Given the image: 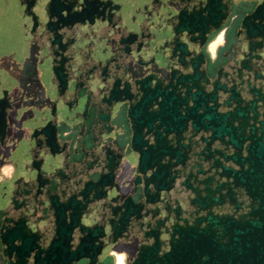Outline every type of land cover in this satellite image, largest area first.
<instances>
[{
	"label": "flooded vegetation",
	"instance_id": "1",
	"mask_svg": "<svg viewBox=\"0 0 264 264\" xmlns=\"http://www.w3.org/2000/svg\"><path fill=\"white\" fill-rule=\"evenodd\" d=\"M260 5L264 9V0H0V264H116L121 254L124 264H165L159 261L169 250L162 243L164 235L156 252L147 251L146 262L133 263L139 245L152 242L145 241L142 232L132 244L129 232L114 244L112 235L81 232L85 226L104 223L102 217L79 219L64 210V192L76 190L73 181L83 178V163L78 159L74 168L62 167V181L54 185L46 171L37 172L32 165L44 156L38 153L39 130L55 122L60 140L81 151L82 136H99L95 114L109 116L96 77L106 79L108 89L114 82L119 88L126 85L135 98L139 91L134 79H142L145 92L163 90L170 72L177 76L193 72L190 60L194 73L218 78L220 85L232 87L236 101L249 102L256 93H264V40L255 39L256 50L248 53L242 22ZM179 20L193 33L175 35L172 28ZM254 23L262 25L264 20ZM241 60L248 69L241 68ZM167 90L166 99L174 109L177 91ZM61 115L67 118L63 125L58 123ZM107 125L112 128L111 117ZM124 125L127 139L128 120ZM47 129L52 132L51 126ZM200 136L208 135L200 133L196 139ZM232 152L215 142L202 156L190 155L184 176L176 178L175 185L185 179L196 186L200 177L224 182L219 176L222 166L238 168L223 157ZM85 161L98 169L96 153ZM191 197L190 189L176 190L167 200V206L180 213L181 219L175 220L180 225L197 216L188 202ZM234 198L238 212H244L249 200L243 191L236 188ZM234 206L227 203L216 212L233 213ZM159 219L166 225L174 222L164 214ZM151 222L144 230L152 228Z\"/></svg>",
	"mask_w": 264,
	"mask_h": 264
},
{
	"label": "water",
	"instance_id": "2",
	"mask_svg": "<svg viewBox=\"0 0 264 264\" xmlns=\"http://www.w3.org/2000/svg\"><path fill=\"white\" fill-rule=\"evenodd\" d=\"M257 20H264L262 5L242 22L244 47L250 54L258 45L255 39L264 40V24L254 23ZM172 29L175 35L193 33L180 20ZM176 44L173 43L172 50L178 56ZM191 61L193 72L178 76L170 72L163 90L145 92L142 79H134L139 91L135 98L126 85L119 88L114 82L108 89L107 80L96 77L102 103L109 109V116L95 114L100 125L98 138L82 136V148L78 151L71 143L60 140L55 122H48L39 130L42 144L38 153L44 156L32 165L37 172L46 171L51 182L59 186L62 167L72 169L81 159L83 178L73 181L76 190L70 187L64 192V210L79 219L96 221L102 217V225L80 230L97 237L112 235L113 244L128 232L132 234L131 244L135 237L141 239L140 232L145 241L152 239L151 244L139 245L133 263L146 262L147 251L156 252L161 244L160 235H164L162 243L169 250L159 261L165 264H264V93H256V98L242 105L235 100L232 87L220 85L218 78L194 73ZM244 61L239 65L248 69ZM179 62L186 66L180 57ZM63 81L61 78L58 87L60 95L64 93ZM168 87L177 91L178 104L174 109L166 99ZM259 101L261 105L257 106ZM221 105L224 110L218 111ZM110 117L112 128L107 125ZM65 119L60 117L59 125ZM124 120H128L131 130L127 139ZM49 126L52 132L48 131ZM200 133L208 136L197 140ZM215 142L233 149L223 157L238 168L222 166L219 176L225 181L221 183L200 177L196 186L184 179L177 187L176 178L184 176L189 156H202ZM94 153L99 160L97 170L85 161ZM66 179L72 178L67 175ZM236 188L249 200L242 213L238 212L240 205L234 198ZM188 189L192 194L188 202L197 216L190 224L183 220L180 225L176 222L181 219L180 213L169 208L167 200L172 192ZM227 203L235 204L233 213L216 212ZM162 214L174 222L166 225L159 219ZM149 221L152 228L144 230Z\"/></svg>",
	"mask_w": 264,
	"mask_h": 264
},
{
	"label": "clouds",
	"instance_id": "3",
	"mask_svg": "<svg viewBox=\"0 0 264 264\" xmlns=\"http://www.w3.org/2000/svg\"><path fill=\"white\" fill-rule=\"evenodd\" d=\"M213 47H214V42L210 43V45H209L210 51ZM211 55H212V59H215V52L214 51L211 53ZM116 264H124V256L122 254L118 255L116 257Z\"/></svg>",
	"mask_w": 264,
	"mask_h": 264
},
{
	"label": "snow or ice",
	"instance_id": "4",
	"mask_svg": "<svg viewBox=\"0 0 264 264\" xmlns=\"http://www.w3.org/2000/svg\"><path fill=\"white\" fill-rule=\"evenodd\" d=\"M46 2H47V0H46ZM81 2H83V0H81Z\"/></svg>",
	"mask_w": 264,
	"mask_h": 264
}]
</instances>
